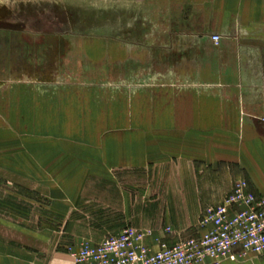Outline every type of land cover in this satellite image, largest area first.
<instances>
[{
    "label": "crops",
    "instance_id": "0c3cea01",
    "mask_svg": "<svg viewBox=\"0 0 264 264\" xmlns=\"http://www.w3.org/2000/svg\"><path fill=\"white\" fill-rule=\"evenodd\" d=\"M103 3L127 27L85 42L89 57L120 71V83L146 86L130 93L143 92L134 101L147 116L158 108L164 124L98 126L93 142H70L68 151L64 141H54L51 149L62 160L31 181L46 186L40 195L57 229L0 214V264H74L65 244L85 237L97 242L104 230L128 223L150 230L153 246L155 236L172 243L229 192L230 176L216 171L220 164L235 165L264 196V123L258 120L264 115V0ZM136 174L147 180L138 194L124 182ZM1 184L20 193V183L0 178ZM64 222L63 235L58 228ZM221 264H264V254Z\"/></svg>",
    "mask_w": 264,
    "mask_h": 264
},
{
    "label": "rangeland",
    "instance_id": "374dc122",
    "mask_svg": "<svg viewBox=\"0 0 264 264\" xmlns=\"http://www.w3.org/2000/svg\"><path fill=\"white\" fill-rule=\"evenodd\" d=\"M113 11L100 0H0V178L20 183L16 185L19 194L0 185L1 215L24 225L57 229L52 208L40 195L46 186L31 181L37 173L46 175L47 165L62 160L54 154L57 149H51L54 141H64L68 151L74 148L70 142H93L98 132L92 131L98 126L164 124L158 108H152L154 116H147L146 109L134 101L143 97V92L130 93V89L146 86L140 81L120 83V71L114 73L110 64L96 63L88 55V42L95 35L110 36L112 28L127 27L126 21L121 23L122 15L118 20ZM129 94L134 96L132 100H128ZM258 120L264 123V115ZM222 170L230 176L231 185L222 200L240 181L247 192L262 196L235 165L220 164L216 171ZM140 176L124 181L132 183L127 188L136 194L141 181H147ZM61 215L59 220H63ZM66 224L60 225V233H65ZM126 226L131 225L116 232L104 230L97 242L87 237L74 239L65 249L84 241L99 243ZM131 227L150 236L148 229ZM198 227L183 236L194 235ZM153 239L156 246L159 239Z\"/></svg>",
    "mask_w": 264,
    "mask_h": 264
},
{
    "label": "built area",
    "instance_id": "2783aa9c",
    "mask_svg": "<svg viewBox=\"0 0 264 264\" xmlns=\"http://www.w3.org/2000/svg\"><path fill=\"white\" fill-rule=\"evenodd\" d=\"M212 39L217 42L219 37ZM164 231L173 234L168 227ZM148 236L126 226L99 243L84 241L67 252L74 264H221L248 259L264 254V196L247 192L246 184L237 182L219 204L204 210L194 235L176 234L172 243L162 238L156 246Z\"/></svg>",
    "mask_w": 264,
    "mask_h": 264
}]
</instances>
